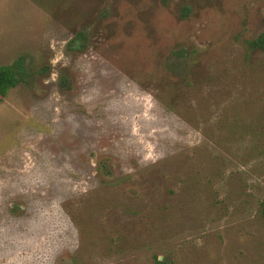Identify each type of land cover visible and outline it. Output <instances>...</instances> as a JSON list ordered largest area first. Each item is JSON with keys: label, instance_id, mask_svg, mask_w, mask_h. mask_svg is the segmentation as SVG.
I'll return each instance as SVG.
<instances>
[{"label": "rangeland", "instance_id": "1", "mask_svg": "<svg viewBox=\"0 0 264 264\" xmlns=\"http://www.w3.org/2000/svg\"><path fill=\"white\" fill-rule=\"evenodd\" d=\"M263 34L264 0H0V264H264Z\"/></svg>", "mask_w": 264, "mask_h": 264}, {"label": "trees", "instance_id": "2", "mask_svg": "<svg viewBox=\"0 0 264 264\" xmlns=\"http://www.w3.org/2000/svg\"><path fill=\"white\" fill-rule=\"evenodd\" d=\"M249 48L254 51H264V34L261 35L257 40L249 43ZM19 64L13 66L0 67V99H4L8 96L9 92L18 86L20 82V73L18 71ZM177 97L171 98L167 104V107L171 110L176 111V107L179 104ZM261 215L264 219V201L261 203ZM41 244L39 242L31 243L22 250H28L31 253L30 264H35V260L39 251L41 250ZM39 252V253H38ZM154 264H167V262L161 260L159 257H155Z\"/></svg>", "mask_w": 264, "mask_h": 264}]
</instances>
